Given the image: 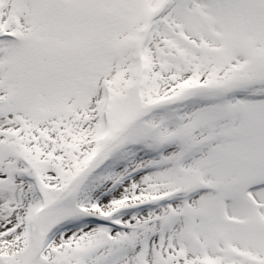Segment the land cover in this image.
<instances>
[{
  "label": "snow or ice",
  "instance_id": "obj_1",
  "mask_svg": "<svg viewBox=\"0 0 264 264\" xmlns=\"http://www.w3.org/2000/svg\"><path fill=\"white\" fill-rule=\"evenodd\" d=\"M0 264H264V0H0Z\"/></svg>",
  "mask_w": 264,
  "mask_h": 264
}]
</instances>
